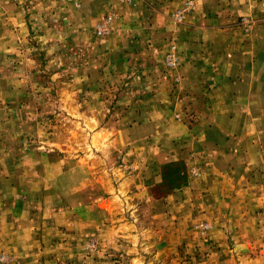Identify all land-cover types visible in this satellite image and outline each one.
<instances>
[{
  "label": "rangeland",
  "instance_id": "obj_1",
  "mask_svg": "<svg viewBox=\"0 0 264 264\" xmlns=\"http://www.w3.org/2000/svg\"><path fill=\"white\" fill-rule=\"evenodd\" d=\"M197 75L255 99L198 135ZM0 264H264V0H0Z\"/></svg>",
  "mask_w": 264,
  "mask_h": 264
},
{
  "label": "crops",
  "instance_id": "obj_2",
  "mask_svg": "<svg viewBox=\"0 0 264 264\" xmlns=\"http://www.w3.org/2000/svg\"><path fill=\"white\" fill-rule=\"evenodd\" d=\"M206 21H207L206 19H203V22H206ZM197 28H200V27H197ZM209 29H211V26L204 27V31L199 30L197 32V36H198L197 38L201 43L203 42V44H198L197 49L193 53L195 55H198L199 58H201V56L207 57L205 60L203 58V62H205L204 66L209 65L208 64L209 57L215 58L214 56L218 55V53H220V51H221L219 48V45H221V43L218 39V36H220V34L217 33L218 31H214V30L210 31ZM191 36L192 35H190L189 38H191ZM191 43H192V41L190 39V41L188 42V45L189 46L192 45ZM189 52H191V51H189ZM210 64L212 65L213 62H211ZM204 66L203 65L197 66L195 68V67H190V65H188V64H184L183 68H184V70H186V68H187L188 74L191 73V74H194L196 76L197 73L200 75L201 71L206 72V70L204 69ZM214 67L215 66H211L208 68V71H210L209 74H211V71H213ZM199 75H197V76L200 78H197L196 82H189L188 84H186V86H188V89L191 91V93L197 94V96L199 95L204 100L207 99V103L211 105V108H210L211 112H208V113L202 112L200 110L201 108L195 109L198 111V112L197 111L195 112L196 117H197V119H199L201 121L199 123L198 128H197L198 135H201L206 129L213 128V126H214L213 121L214 120H219V119L225 118V116L220 115L218 113H227V118L229 120L235 119L239 115L237 112V113H232V116H231L230 110H231L232 106L230 105V99L236 100V99L242 98V99H245L246 101H248V97L253 98V101L255 99V97H253V96H256V95L253 93L250 85H248L247 82H244V83H238V82L226 83L224 81H222V82L217 81L216 78L213 79V77H209V79H206V78H203L202 76H199ZM238 86H240L242 88L245 87L247 89L244 91L237 92L236 88ZM191 98H193V97L191 96ZM223 99H225L224 102H223ZM249 103H251L250 98H249ZM219 105L221 107L228 106V109L220 111ZM247 110H248V107H247ZM249 118H251V116H249ZM229 131L232 132V130H229ZM236 133L239 134L240 136L243 135L244 128L241 127L240 129L237 130ZM239 139L243 140L240 137H239ZM231 150H235L236 155H238L237 157H239V159L244 157V154H243L244 151H241V149H239L238 147L229 148L228 149L229 155H232ZM241 160H243V159H241ZM215 168H217V167H215Z\"/></svg>",
  "mask_w": 264,
  "mask_h": 264
},
{
  "label": "trees",
  "instance_id": "obj_3",
  "mask_svg": "<svg viewBox=\"0 0 264 264\" xmlns=\"http://www.w3.org/2000/svg\"><path fill=\"white\" fill-rule=\"evenodd\" d=\"M161 186L170 192L188 184L186 167L182 160L168 161L161 165Z\"/></svg>",
  "mask_w": 264,
  "mask_h": 264
},
{
  "label": "built area",
  "instance_id": "obj_4",
  "mask_svg": "<svg viewBox=\"0 0 264 264\" xmlns=\"http://www.w3.org/2000/svg\"><path fill=\"white\" fill-rule=\"evenodd\" d=\"M180 12V11H179ZM180 14H181V12H180ZM180 14H178V15H176L177 17H178V19H180L181 18V15ZM168 60L170 61V65H174L175 63H176V58L175 57H173L172 55H169V58H168Z\"/></svg>",
  "mask_w": 264,
  "mask_h": 264
}]
</instances>
